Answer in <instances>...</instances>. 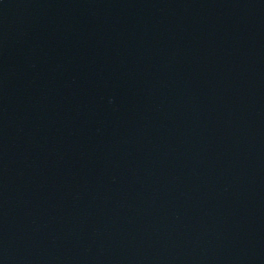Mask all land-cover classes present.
<instances>
[{
  "label": "water",
  "instance_id": "obj_1",
  "mask_svg": "<svg viewBox=\"0 0 264 264\" xmlns=\"http://www.w3.org/2000/svg\"><path fill=\"white\" fill-rule=\"evenodd\" d=\"M0 264H264V0H0Z\"/></svg>",
  "mask_w": 264,
  "mask_h": 264
}]
</instances>
